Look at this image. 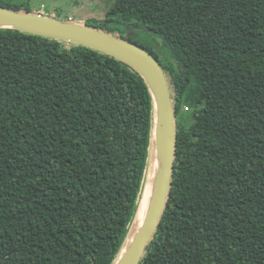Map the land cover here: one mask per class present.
Masks as SVG:
<instances>
[{"label": "trees", "instance_id": "trees-1", "mask_svg": "<svg viewBox=\"0 0 264 264\" xmlns=\"http://www.w3.org/2000/svg\"><path fill=\"white\" fill-rule=\"evenodd\" d=\"M87 26L160 63L178 118L170 199L140 264H264V0H118ZM154 106L130 65L0 28V264H116Z\"/></svg>", "mask_w": 264, "mask_h": 264}, {"label": "water", "instance_id": "water-1", "mask_svg": "<svg viewBox=\"0 0 264 264\" xmlns=\"http://www.w3.org/2000/svg\"><path fill=\"white\" fill-rule=\"evenodd\" d=\"M0 28L15 29L98 50L133 67L149 84L155 103L152 149L157 152L163 170L144 227L128 253L119 261L120 253L116 262L140 264L165 214L177 157V115L162 66L142 47L70 20L63 22L41 15L15 12L0 6Z\"/></svg>", "mask_w": 264, "mask_h": 264}, {"label": "rangeland", "instance_id": "rangeland-1", "mask_svg": "<svg viewBox=\"0 0 264 264\" xmlns=\"http://www.w3.org/2000/svg\"><path fill=\"white\" fill-rule=\"evenodd\" d=\"M24 1L25 0H19V2ZM117 1L118 0H30L31 12L29 13L50 17L63 22H67L71 18L73 22L87 26L89 20L106 19ZM146 38L145 40L149 43L150 39H153L150 34H146ZM155 42L161 45L158 40ZM186 109L187 108H185V110ZM187 112L186 110L185 113ZM184 123L190 126L193 122L189 116H186L184 118Z\"/></svg>", "mask_w": 264, "mask_h": 264}, {"label": "bare ground", "instance_id": "bare-ground-1", "mask_svg": "<svg viewBox=\"0 0 264 264\" xmlns=\"http://www.w3.org/2000/svg\"><path fill=\"white\" fill-rule=\"evenodd\" d=\"M4 27L12 28L11 26H4ZM162 170H163V166L159 159V156L157 152L154 151V149H152L150 166H149L147 182H146V187L144 190L143 198L140 204V208H139L135 223L126 241V244L121 252L119 261L122 260V258L128 253L135 239L137 238L140 231L144 227L148 212L150 210V207L152 205V202H153V199L156 193L157 185L159 183Z\"/></svg>", "mask_w": 264, "mask_h": 264}, {"label": "built area", "instance_id": "built-area-1", "mask_svg": "<svg viewBox=\"0 0 264 264\" xmlns=\"http://www.w3.org/2000/svg\"><path fill=\"white\" fill-rule=\"evenodd\" d=\"M43 8H44V7H43ZM69 20H70V21H72V19H71V18H70Z\"/></svg>", "mask_w": 264, "mask_h": 264}]
</instances>
